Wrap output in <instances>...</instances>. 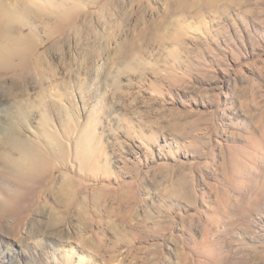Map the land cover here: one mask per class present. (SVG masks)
Wrapping results in <instances>:
<instances>
[{"label":"rangeland","instance_id":"374dc122","mask_svg":"<svg viewBox=\"0 0 264 264\" xmlns=\"http://www.w3.org/2000/svg\"><path fill=\"white\" fill-rule=\"evenodd\" d=\"M1 210L0 264H264V0H0Z\"/></svg>","mask_w":264,"mask_h":264},{"label":"bare ground","instance_id":"6f19581e","mask_svg":"<svg viewBox=\"0 0 264 264\" xmlns=\"http://www.w3.org/2000/svg\"><path fill=\"white\" fill-rule=\"evenodd\" d=\"M25 123L29 125V121H25ZM16 148H17V150H19L20 153H26L31 149L29 146H27L23 143H17ZM29 153H30V151H29ZM27 211H28V206L25 207V209H23L21 211L16 210V211L12 212V216L14 218L12 225L14 228H17L20 225V223L23 221L24 217L26 216ZM7 213L8 212L4 211V210L0 211V218H1L2 222H5V217H6L5 215ZM66 245L67 244L65 242H63V246H66Z\"/></svg>","mask_w":264,"mask_h":264}]
</instances>
